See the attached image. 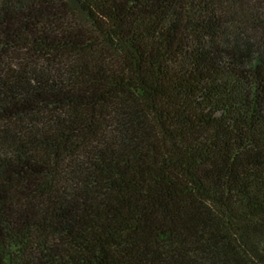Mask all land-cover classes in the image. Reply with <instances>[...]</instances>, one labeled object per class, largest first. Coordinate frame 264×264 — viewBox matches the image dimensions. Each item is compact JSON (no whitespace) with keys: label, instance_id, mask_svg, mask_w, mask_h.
Returning a JSON list of instances; mask_svg holds the SVG:
<instances>
[{"label":"trees","instance_id":"16d2710c","mask_svg":"<svg viewBox=\"0 0 264 264\" xmlns=\"http://www.w3.org/2000/svg\"><path fill=\"white\" fill-rule=\"evenodd\" d=\"M0 264H264V0H0Z\"/></svg>","mask_w":264,"mask_h":264}]
</instances>
